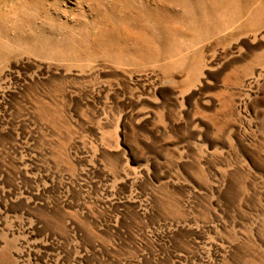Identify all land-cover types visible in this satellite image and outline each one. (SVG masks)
I'll use <instances>...</instances> for the list:
<instances>
[{
    "label": "rangeland",
    "instance_id": "rangeland-1",
    "mask_svg": "<svg viewBox=\"0 0 264 264\" xmlns=\"http://www.w3.org/2000/svg\"><path fill=\"white\" fill-rule=\"evenodd\" d=\"M70 1L0 0V264H264V0Z\"/></svg>",
    "mask_w": 264,
    "mask_h": 264
},
{
    "label": "bare ground",
    "instance_id": "bare-ground-1",
    "mask_svg": "<svg viewBox=\"0 0 264 264\" xmlns=\"http://www.w3.org/2000/svg\"><path fill=\"white\" fill-rule=\"evenodd\" d=\"M75 1L77 2L78 0H75ZM80 1H81V0H80ZM110 1H111V0H110ZM68 2H69L70 4H73L70 0H68ZM96 2H97V1H96ZM128 3H129V2H128ZM79 4H81V3L79 2ZM123 4H125L124 1H123ZM123 4H122V5H123ZM128 5H129V4H128ZM126 6H127V5H126ZM130 6H131V5H130ZM121 7H122V6H121ZM122 8H123V7H122ZM130 8H131V7H130ZM123 9H124V8H123ZM125 14H126V13H125ZM123 15H124V14H123ZM129 16H130V15H129ZM125 17H126V16H125Z\"/></svg>",
    "mask_w": 264,
    "mask_h": 264
}]
</instances>
